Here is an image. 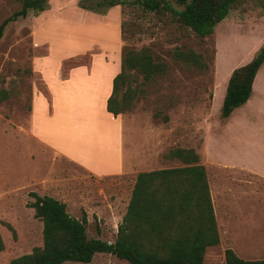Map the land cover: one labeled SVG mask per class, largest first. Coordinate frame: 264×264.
Instances as JSON below:
<instances>
[{"label": "rangeland", "instance_id": "obj_1", "mask_svg": "<svg viewBox=\"0 0 264 264\" xmlns=\"http://www.w3.org/2000/svg\"><path fill=\"white\" fill-rule=\"evenodd\" d=\"M79 1L47 0L38 19V14L30 11L24 18L11 20L0 38V91H7V97L0 101V193L16 190L8 193L13 200L11 207L15 204L16 209H5L0 201V234L4 243L0 264H10L12 258L42 244V222L29 210L28 202L33 200L29 192L51 195L64 202L67 212L75 218L81 219L85 214L87 236L112 242L133 187L128 176L95 177L49 149L38 150L35 143L26 139L34 81L43 89L30 71L34 49L30 29L35 19L37 25L48 20L49 9L50 15L60 9L61 16L40 27L38 37L43 43L63 47L78 40L80 44L104 41L116 45L122 39L121 52L125 47L147 46L156 60L166 64L167 70L153 81L143 82L138 76L132 82L138 92L131 110L123 113L129 118L123 123L125 147L138 144L154 169L182 164L163 158L175 146L192 147L200 155L212 188L221 234V242L207 247L202 264H225L226 247L244 259L264 258V101L238 108L236 118L224 125L220 115L227 84L225 73L235 62L247 58L257 39L264 37L261 0H241L231 8L228 23L216 33L217 57L214 34L199 37L177 23L170 12L145 11L133 0L95 11L80 7ZM170 3L177 10L183 8L173 0ZM19 8L18 0H0V23ZM231 18H239L241 23H233ZM176 48L203 54L209 69L178 64L171 57ZM261 73L263 82L264 71ZM84 95L86 88L81 86L71 101L66 100L70 102L64 115L71 114L70 120L55 119L48 125L55 136H61L79 151L90 150L93 143L112 140L110 137L116 133L115 122L101 117L98 110L91 112L88 108L90 117L84 119L74 115L79 114L77 108L86 111ZM253 95L252 101L256 91ZM156 112L157 118L153 117ZM163 114L168 115L167 122L162 121ZM84 125L94 131L91 140L84 141L76 131ZM212 159L232 168H224ZM3 222L13 227L14 235ZM62 264L128 262L110 253H96L88 263Z\"/></svg>", "mask_w": 264, "mask_h": 264}, {"label": "trees", "instance_id": "obj_2", "mask_svg": "<svg viewBox=\"0 0 264 264\" xmlns=\"http://www.w3.org/2000/svg\"><path fill=\"white\" fill-rule=\"evenodd\" d=\"M18 1L20 8L0 23V38L9 21L24 18L30 11L38 14L47 7V0ZM173 1L183 8H173L170 0H133V3L145 11L170 12L177 23L205 37L213 34L215 25L241 0ZM261 2L264 8V0ZM78 4L84 9L104 11L123 4V0H80ZM171 57L183 66L200 70L210 67L203 54L191 49L176 48ZM263 63L264 41L250 61L231 71L220 109L223 119L248 100L256 72ZM166 70V64L155 59L151 48L125 47L120 71L112 79L106 110L113 116L131 110L138 92L132 82L138 76L143 82L153 81ZM6 97L7 91L1 90L0 101ZM153 117H159V113ZM161 119L167 122L169 117L163 114ZM163 158L182 164L137 173L112 242L87 236L85 214L81 219L75 218L67 212L64 202L50 195L29 192L33 200L28 206L42 222V244L12 258L10 264L88 263L96 253H110L128 264H202L207 247L219 243L205 166L192 147H172ZM3 223L14 235L13 227ZM3 249L0 234V251ZM224 260L225 264H264V258L244 259L230 247L224 249Z\"/></svg>", "mask_w": 264, "mask_h": 264}, {"label": "crops", "instance_id": "obj_3", "mask_svg": "<svg viewBox=\"0 0 264 264\" xmlns=\"http://www.w3.org/2000/svg\"><path fill=\"white\" fill-rule=\"evenodd\" d=\"M56 10L57 13L52 15H50L51 9L46 11L48 20L42 25H37L35 23L36 19L39 17L38 13L36 19L32 22L30 29V36L34 42V49L30 60V69L32 75L43 86V89H40L34 81L28 111L26 139H30V141L35 143L38 150L39 148L49 149L52 153L58 155V157H62L79 165L90 175L95 177L125 175L128 176L132 181V184H134L138 172L154 169L151 167L152 162L145 160V152H143L138 144L130 143L127 145V148L125 147L122 139L123 123L129 118L123 114L113 116L106 110V100L111 93L112 79L120 71L122 39L115 42L116 45L107 44L104 41H92L90 43L80 44L78 43V40L77 43H74L75 41H73L63 47L58 45L55 47L50 42L43 43V40L38 37V30L41 26L61 16L59 12L60 9ZM77 11L82 14L85 12L84 10ZM228 16H230V12L214 27L213 34L216 40V57L218 52L216 33L221 26L228 23ZM231 19L233 23H241L239 18ZM223 31L225 32L224 29ZM263 41L264 37L257 39L255 44L249 49L248 57L244 60L235 62L227 70L224 75L225 80H228L231 71L235 67L243 65L251 60ZM86 56L89 57L88 60H82ZM262 71H264V63L256 72L252 83V91L248 100L243 105L233 109L230 115L223 119L222 125L227 124L232 119L236 118L235 112L238 108L250 103H255L256 105L257 101H264V81L262 82L261 77ZM87 83H90V86H87ZM81 86L86 88V95H84V98L86 99L87 96L88 107H85V112H83L82 108H77L79 114L74 115H77L80 119L88 118L90 117L87 111L89 108V111L93 112L98 110L99 115H102L101 117H103V115L107 116L108 119L115 122L116 133L114 136L110 137L112 140H108L109 137H104L103 139L108 141H101V143L99 142L100 145L96 142L88 147L90 150L93 148L97 149L95 152L90 150H75L74 146H69L65 142V139L59 135L55 136L54 133L48 129L50 121L55 119L60 121L65 119L67 121L70 120L71 114L64 115V112L69 107L67 103L71 101V96L76 94L77 88H80ZM254 91H256V96L252 101L254 98ZM224 93L225 89L222 94V99ZM66 100L70 101L66 102ZM79 110L82 112L80 113ZM78 128L79 130L76 131H78V135L82 136L84 141L91 140L90 135L91 133H94L91 128L86 125H84V127L79 126ZM111 150L114 151V158ZM213 162L224 168H232V166L230 167L228 163L223 161L213 160ZM208 185L212 201L214 199L213 192L211 185L209 183ZM15 191L9 190L0 193V196H2L0 197V201L5 209H16L15 204L11 207L13 200L8 196L9 192L13 193ZM29 210L32 211L33 208L29 207ZM216 223L219 232V242H221L219 223L217 221Z\"/></svg>", "mask_w": 264, "mask_h": 264}]
</instances>
